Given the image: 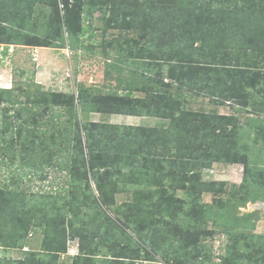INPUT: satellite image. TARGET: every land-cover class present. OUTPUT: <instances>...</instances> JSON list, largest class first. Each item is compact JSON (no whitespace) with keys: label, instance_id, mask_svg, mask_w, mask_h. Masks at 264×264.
<instances>
[{"label":"rangeland","instance_id":"obj_1","mask_svg":"<svg viewBox=\"0 0 264 264\" xmlns=\"http://www.w3.org/2000/svg\"><path fill=\"white\" fill-rule=\"evenodd\" d=\"M50 1L48 4H36L37 8L30 14L29 24L22 27L26 37L24 39L26 43L23 44H41V41H46L51 47H35L37 54L39 55L38 51L41 48L49 49L51 53L54 51L60 53L59 60L63 67L58 72L53 71L49 80L43 84L40 78H33V82H29L27 73L30 71L32 77L36 67L32 58L20 48L19 52H15L13 50L15 45L13 48L8 46V55L2 54L0 50V81L4 80L0 87L13 88L15 102L25 101L41 90L76 96L80 86L88 87L92 92L97 91L100 94H121L128 84L133 86L132 89H135L136 84H140V90L132 95L134 98L145 100L151 95L161 97L159 104L152 105L150 111L144 112L150 116H134V120L131 121L127 117L112 114H82V119L106 125L136 127L138 128L136 133H132L124 142L135 148L136 153L150 152L155 157L154 160L162 164L163 171L168 173V177H175L179 170L188 171L192 176L198 175L203 183L216 185L211 192L200 191L201 187L198 195L194 196L190 190L180 188L182 182L172 183V186H167L168 191L165 192L160 186L152 188L144 184L132 186L128 180L125 186L122 179L118 186H114V183L110 186L114 203L110 210L105 211L115 220L120 213L131 216L135 220L133 223L138 225L139 222L146 230L145 234L150 236L151 243L162 253H168L180 240L181 235L188 233L186 230H191L192 226L189 224L197 218L200 232L206 235L203 243L211 249L214 261L230 264V261L250 257L253 264H264V187L256 188L250 181L243 183L245 167L241 163L209 162L211 157L209 153L216 152L217 145L222 146L223 143L215 138L204 142L209 133L207 126L203 124L204 126L198 127L197 121L188 116L191 113H199L237 118L240 129L235 131L236 137L232 136L227 146L244 147L253 175L257 171L264 174V129L258 132L256 126L247 125L248 119L253 117L261 121L264 127V47L251 50L255 42H252L250 34V37L246 35L244 38L231 37L228 34L232 32L230 26L233 25L232 22L239 23V20L249 23L253 19H264V0H253L250 6L249 0H244V8L240 4L221 8V3H216L212 8L213 14L203 22L206 31L176 28L171 22V16L160 22L159 19L164 16V6H172L173 0H149L150 7H145L143 12L142 6L138 8L144 1L130 0L131 6L134 7L130 8L128 2L117 0L116 6L128 4V15L133 21V28L127 25L106 28L100 18L101 13L95 12L91 22H84L86 27L91 26V30L76 42L71 41L66 33H62L63 31L57 29L55 32L49 31L48 25H57V20L66 19L74 23L73 20L78 18L79 7L89 0H72L67 9L62 0ZM106 1L111 6L114 2ZM251 6L255 9L253 12L250 11ZM111 8L108 16L116 11V8ZM225 9L230 10V14L224 13ZM212 17L214 24L218 23L214 25V35L209 26L211 21L209 18ZM18 18H22V12L18 11ZM158 24L161 26L159 29ZM58 34V40H54ZM178 35L188 44L181 48L182 56L173 60L191 64L201 72L211 70L212 80L221 82L222 88L229 90L235 97L238 96V99L205 97L198 90H194L195 86L190 88V83H186L187 80L179 71L172 72L167 65L165 66L171 60L158 52L164 45L161 46V42L165 41L164 47L168 50L172 41L178 43L180 39L175 40V36ZM19 44L16 46H23ZM81 44L89 51H81L79 49ZM197 48H201V53L205 55L196 54ZM62 50H67L66 54L64 52L61 54ZM45 60L50 61L48 56ZM135 60L138 61L135 62L136 68L128 64ZM233 71L243 73L235 75ZM177 76H180L182 82ZM241 76H244V80ZM142 85H146L145 88H142ZM146 91L149 92V96ZM180 95L185 99L175 97ZM219 149L220 152L226 150L221 147ZM100 163L104 164V160ZM49 173L48 182H37L35 178H31L33 182L27 184L33 193H37L40 187L44 190L39 192L48 191L50 189L48 183L62 176L52 171ZM101 173H104V170ZM250 178L249 176L248 179ZM62 180L64 179L59 181ZM188 185L186 183V187ZM82 195L83 193L78 197L80 203H84L86 199V196ZM70 199L71 197L66 196V200L60 203L64 211L68 203L65 220L59 217L62 214L57 210L56 213L48 211L49 218L42 222L43 226L47 223H50L49 226L52 224L54 229L62 225L66 233L65 237L62 236L63 240L66 239V245L63 240L59 245L48 242V251L42 249V252H39L43 258L42 264H115L114 254L109 252L111 249L107 243L103 244L102 237L98 234H95L94 242L89 244L85 242L87 241L85 231L93 226L94 219L89 217L93 210L87 211L85 207L78 209L80 203ZM197 199L200 203L197 204L198 207L194 204ZM70 202L71 205L74 204L73 210L70 209ZM228 231H232L233 236L229 235ZM43 235L42 231L39 232V239L36 241H41ZM130 235L138 244L139 253L134 255L137 258L132 261L134 264H168L164 256L156 254L138 242V236ZM80 243H83L82 248L84 245L89 247L90 252L82 255ZM65 247L67 252L64 251ZM86 247L84 249H87ZM9 253L10 258L20 257L17 251L12 250ZM73 257L77 259L74 260Z\"/></svg>","mask_w":264,"mask_h":264},{"label":"trees","instance_id":"obj_2","mask_svg":"<svg viewBox=\"0 0 264 264\" xmlns=\"http://www.w3.org/2000/svg\"><path fill=\"white\" fill-rule=\"evenodd\" d=\"M62 1L67 9L72 0ZM113 1L111 6L105 0H89L79 7L78 18L73 20L74 23L69 19L57 20L58 26L56 24L48 25V29L51 32H55L56 29L63 31L62 33H66L71 41L76 42L77 39H80L91 30V26L86 27L84 22H91L95 12L101 13L100 18L104 21L106 28H117L125 25L133 28V21L130 20L131 16L128 15V4L125 5L126 7L120 6V4L116 6L117 0ZM124 1L129 3L130 8L133 7L130 0ZM139 1H144L138 8L140 9L142 6L143 10L141 12L144 11L145 7H150L149 0ZM173 1L172 6H164V16L159 20L162 22L166 20V17L171 16L172 24L176 28L180 27L185 30L198 29L206 31L203 22L207 21L208 17L213 14L212 11L214 10L212 8L216 6V3L219 4L220 2L221 8L236 4L245 7L244 0ZM252 1L249 0V6ZM50 2V0H0V46L4 45L2 54L8 55V46H16L18 43L25 46V48L28 46L30 48L51 47L46 41H41V44H23L26 43L24 41L26 37L22 31V27L29 22L30 14L37 8L36 4H48ZM222 4L226 5L223 6ZM160 5L163 6V4ZM111 7L116 8V11L108 16ZM253 10L255 9L251 6L250 11L253 12ZM18 11L22 12L21 19L18 18ZM225 11L224 13L230 12L226 9ZM146 12L144 16H146ZM209 20H211L209 23L212 28L211 33L214 35V25L218 23L214 24L213 17ZM242 20L244 19L242 18ZM238 22H232L233 25H230L232 32L228 34L231 37L240 36L241 38L250 34L252 42H255V46L251 47V50L263 48L264 19H253L249 23L240 22L239 20ZM159 28H161L160 25ZM58 37L59 34L53 39L58 40ZM178 39H180V35L175 36V40L178 41ZM163 44L165 45V41L161 42V46ZM187 44V42L180 39L178 43L172 41L168 50L165 49L164 45L159 48L158 52L168 56V59L171 60L165 66L167 65L172 72L179 71V74L187 80L186 83H190L189 87L193 88L191 86H195L194 90H198L205 97L238 99L239 97L232 95L229 90H224L221 82L212 80L211 70L207 69L206 73L205 71L201 72L198 68H193L191 64L173 60L182 56L181 48ZM79 47L81 51H89L82 44ZM201 52V48L195 50L196 54L205 55ZM131 60H134L133 57ZM135 62L138 61L135 60L132 63L130 61L128 64L136 68L137 64ZM159 63L162 64V62ZM139 67L141 69L142 65ZM222 72L227 71L222 70ZM233 73L241 74L243 72L233 71ZM243 77L241 76L242 80H244ZM177 78L181 80L180 76H177ZM28 80L33 82V78L29 77ZM225 82L226 79H224ZM145 86L142 85V88H145ZM132 87L128 84L121 94H100L97 91L92 92L88 87L80 86L76 96L41 90L22 102L13 100V88H0V264H42L43 258H41L39 252H42V249L48 251V242L59 245L63 240L62 236L65 237L66 235L62 225L57 226V229H54L52 224L49 226L50 223L43 226V220L49 218L47 212L54 211L56 213L59 210L62 214L59 217L65 220V215L68 214L66 209L68 203L65 211L63 207H60V203L66 200V196L71 197L73 202L80 203L78 197L81 193L86 196V199L84 203L79 204L78 209L85 207L87 211L93 210L89 217L94 219L93 226L85 231L87 236H85V240H87L85 242L87 244L94 242L95 234H98L102 237L103 244L106 245L107 243V246L111 249L109 252L114 254L115 264H134L132 261L137 259L134 255L139 253L137 251L138 244L130 234L138 236V242L149 250L164 256L168 264H226L216 262L211 257V249L203 243L206 235L200 232V224L197 218L189 224L192 226L191 230H186L188 233L182 234L180 240L171 247L168 253H162L151 243L150 236L145 234L146 230L140 226L139 222H137L139 226L133 223L135 220L131 216L121 213L118 216L113 212L118 216V219L115 220L105 211L110 210L114 203L110 186L112 183H114V186H118V184H121L122 179H124V185L128 180L129 185L132 186L138 184L150 185L151 188L160 186L164 188L165 192L168 191L167 186H172V183L182 182L183 185L180 188L190 190L189 192L194 196L198 195L197 192L201 187L200 191L211 192L216 185L215 183H203L198 175L194 174L192 176V173L188 171L180 172L179 170L175 177H168V173L163 171L162 164L155 161V157L150 152L136 153L135 148L124 142L132 133H136L138 129L136 127L106 125L82 119V114L150 116L144 112L150 111L152 105L159 104L158 101L161 97L151 95L145 100L134 98L132 95L135 91L140 90V84H136L135 89H132ZM145 93L149 96V92L146 91ZM175 97L181 100L185 99L182 95ZM188 116L197 121L198 127L204 126L203 124L207 126L209 133L204 142L215 138L223 143L222 146L217 145L216 152L209 153V157L211 156L209 162L241 163L245 167L242 178L243 183L250 181L256 188L264 187V174L257 171L253 175L249 168L247 150L244 147L232 148L227 146L230 138L232 136L236 137L237 133L235 131L240 129L238 128L237 118L199 113H191ZM247 125L249 127L256 126L258 132L264 129L261 121L253 117L248 119ZM202 138L204 139V136ZM219 147L223 150L226 148V150L220 152ZM101 160H104V164H99ZM102 170H104V173H101ZM51 171L62 174V176L48 183L50 187L48 191L41 193L39 191L44 189L40 187L37 193H33L31 187L27 184L33 182L31 178H35L37 182H48L49 172ZM249 176L250 179H248ZM61 179L64 180L60 182ZM159 180L161 181L160 184ZM186 183L189 184L188 187H186ZM169 203L173 204L171 201ZM194 204H196V207L199 206L197 205L200 204L198 199L194 201ZM72 205L74 206V204ZM72 205L70 202V209L73 210ZM41 231L44 233L43 239L37 242L38 233ZM228 232L229 235L232 234L233 236L232 231ZM65 240L63 242L66 245ZM82 245L83 243L79 245L80 253L86 255V252H90V248L84 245L87 248L84 249L85 247L82 248ZM12 250L17 251L20 257L17 259L8 257L9 252ZM64 251L67 252L66 247ZM73 258L74 260L77 259V257ZM244 258L245 260L229 261L230 264H253L250 257Z\"/></svg>","mask_w":264,"mask_h":264},{"label":"crops","instance_id":"obj_3","mask_svg":"<svg viewBox=\"0 0 264 264\" xmlns=\"http://www.w3.org/2000/svg\"><path fill=\"white\" fill-rule=\"evenodd\" d=\"M14 47H15L14 49L15 52H19V50L22 49L28 54L29 57L32 58V54H31L32 50L30 47L27 48H25V46H14ZM63 52L65 53V51L62 50L61 54H63ZM38 53L39 55L37 61L32 60L34 66H36L33 71V76L30 77V71H28L27 76L34 79L40 78L41 83L43 84L44 82H47L49 80V77L52 75V72L53 71L58 72V70H60L63 67V64H61L59 60L60 53H56L55 51L51 53L49 49H45V48L39 49ZM46 56L49 57L50 61L45 60ZM3 82L4 80H1L0 85L3 84ZM118 116H123V115H118ZM123 117H127L131 121L134 120L135 118L134 116H123Z\"/></svg>","mask_w":264,"mask_h":264},{"label":"built area","instance_id":"obj_4","mask_svg":"<svg viewBox=\"0 0 264 264\" xmlns=\"http://www.w3.org/2000/svg\"><path fill=\"white\" fill-rule=\"evenodd\" d=\"M10 48H13L12 46H10ZM1 52H3L4 51V47H2L1 46ZM9 50V49H8ZM31 50H32V60L33 61H37V56H38V54H37V49L36 48H31ZM65 51V50H64ZM67 51V50H66ZM66 51H65V53L64 54H66Z\"/></svg>","mask_w":264,"mask_h":264},{"label":"clouds","instance_id":"obj_5","mask_svg":"<svg viewBox=\"0 0 264 264\" xmlns=\"http://www.w3.org/2000/svg\"><path fill=\"white\" fill-rule=\"evenodd\" d=\"M13 47V46H12Z\"/></svg>","mask_w":264,"mask_h":264}]
</instances>
